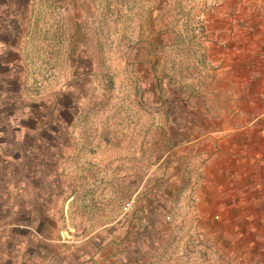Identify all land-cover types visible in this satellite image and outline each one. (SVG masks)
I'll use <instances>...</instances> for the list:
<instances>
[{"label":"rangeland","instance_id":"rangeland-1","mask_svg":"<svg viewBox=\"0 0 264 264\" xmlns=\"http://www.w3.org/2000/svg\"><path fill=\"white\" fill-rule=\"evenodd\" d=\"M130 4L0 0V264H264L206 235L172 191L189 162L172 90L202 64L188 33L152 34Z\"/></svg>","mask_w":264,"mask_h":264},{"label":"crops","instance_id":"crops-1","mask_svg":"<svg viewBox=\"0 0 264 264\" xmlns=\"http://www.w3.org/2000/svg\"><path fill=\"white\" fill-rule=\"evenodd\" d=\"M78 1L85 5L87 1L97 4L102 0ZM108 1L119 2L118 9L124 15L131 9L130 2H141L149 12L148 32L152 34L167 32L173 38L183 31L188 33L203 74L187 76V89L172 90L186 97L180 108L186 120L171 125L187 131L185 139L172 142V146L181 153L184 145L189 159L185 166L177 161V173L171 181L182 176L187 180L185 187L172 191L190 198L192 222L202 226L206 235L225 247L228 243L233 253L240 250L242 254L244 247L254 251L257 246L255 255L262 257L264 0H213L201 14L198 0ZM197 21H201L198 33L192 28ZM7 157L1 156V166L11 159ZM12 172V168L4 172L11 176L4 181L9 190L13 189Z\"/></svg>","mask_w":264,"mask_h":264},{"label":"built area","instance_id":"built-area-1","mask_svg":"<svg viewBox=\"0 0 264 264\" xmlns=\"http://www.w3.org/2000/svg\"><path fill=\"white\" fill-rule=\"evenodd\" d=\"M194 31H195L196 33H198V32H200V28L197 26V27L194 28ZM180 253H182V251H180Z\"/></svg>","mask_w":264,"mask_h":264}]
</instances>
